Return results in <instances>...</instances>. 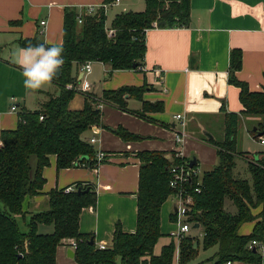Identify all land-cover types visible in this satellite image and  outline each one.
Masks as SVG:
<instances>
[{
  "label": "trees",
  "instance_id": "16d2710c",
  "mask_svg": "<svg viewBox=\"0 0 264 264\" xmlns=\"http://www.w3.org/2000/svg\"><path fill=\"white\" fill-rule=\"evenodd\" d=\"M113 1L103 0L91 12H87L86 7H64L62 41L58 44L63 47L64 64L53 79L58 84L57 94L49 95L36 108L22 106L17 111L15 126L0 128V264H56L57 245L71 244L72 239L77 244L74 259L78 264H222L227 260L261 264L259 245L250 247L249 244L252 239L264 242V151L248 156L246 151L237 148L236 113L226 115L222 136L202 135L215 146L217 162L202 172L200 183H196L195 178L188 181L191 189L198 186L199 190L191 191L193 199L186 210V221L197 222L198 227H202L201 239L186 232L176 243L174 235L170 234L172 237L160 250H154L163 235L161 205L174 192L169 185L170 167L189 160L175 150L169 155L157 149L136 152L139 158L136 227L126 231L116 225L110 243L104 248H99L93 235L80 231L78 226L81 209L95 203L94 182L78 180L51 188L47 192V208H28V200L43 193V167L49 164L50 154H55L58 169L96 166L103 158L98 161L96 150L84 133L101 124L99 104L115 103L128 110L124 95L140 97L143 88L124 85L105 89L102 96H97L77 87L79 82L72 71L73 64L99 60L109 65L108 72L140 67L145 55L147 28L154 22L159 26L189 22V0H145L143 10L116 12L107 27L105 5ZM42 43L36 35L20 40L24 47ZM240 65L241 50L233 48L228 79L240 87L242 110L255 118L250 121L249 130L260 140L264 137L260 134L264 128V84L259 90L249 89L235 74ZM76 92L83 93V104L70 108L69 101ZM148 104L149 108L157 107ZM132 111L144 115L142 111ZM112 130L124 139L140 137L120 125ZM238 155L248 158L250 176L235 172ZM68 186L74 189L66 190ZM78 186L88 189L78 192ZM257 207L259 210L254 212ZM170 218H177L176 210L171 212ZM247 221L253 222L252 229L241 233L239 228ZM39 223L53 224L52 231H38ZM194 241H197L196 246ZM200 247H215V251L210 257L192 263Z\"/></svg>",
  "mask_w": 264,
  "mask_h": 264
},
{
  "label": "crops",
  "instance_id": "0c3cea01",
  "mask_svg": "<svg viewBox=\"0 0 264 264\" xmlns=\"http://www.w3.org/2000/svg\"><path fill=\"white\" fill-rule=\"evenodd\" d=\"M102 1L0 0V128L16 124L17 112L10 110L12 102L19 110L21 102L34 98L36 105L29 108H36L49 95L58 92V84L54 80L40 90L25 89L22 70L10 62L11 50L23 48L20 40L35 35L48 45L60 44L64 7L82 8L99 5ZM112 5H121V0L106 5L107 27L112 19L108 20L107 11ZM123 10L133 9L123 6L117 12ZM41 19L46 20L44 26L40 24ZM233 48L241 50V65L235 72L237 78L245 81L251 90L261 89L264 84V0H189L188 24L153 25L145 30V55L140 67L108 72L107 63L91 60L89 74L93 75L96 64H99L100 69L106 72V77L99 83L89 81L91 86L88 91L102 96L105 89L135 85L143 87L140 97L127 93L124 95L128 110L115 103L101 102V124L86 130L84 136L86 139L95 136L96 140L92 144L96 151L104 152L103 160L94 167L78 165L58 169L55 154H50L49 164L43 167V193L28 200V208H47V192L51 188L78 180L92 181L96 185V200L93 205L81 209L79 230L91 233L96 244H109L118 224L123 230L133 231L137 213V151L157 149L169 155L170 151L179 150L186 158L194 156L203 172L216 164L217 153L215 146L202 135L209 132L216 136L218 131L222 133L219 136H222L228 113L238 115L237 128L242 126L248 130L250 121L255 119L245 115L239 98L240 87L228 79L230 51ZM72 71L79 82L81 64L74 63ZM83 101V93L76 92L69 104L71 108H79ZM147 103L157 107L149 108ZM129 109L142 111L144 115ZM177 113L185 119V135L179 148L174 139V130L181 129L182 118H176ZM118 125L140 137L122 138L112 130ZM255 139L257 141L259 138ZM258 141L262 146L257 151H264V143ZM239 144L241 150L246 151L242 142ZM247 159L243 155L236 156V173L248 172ZM175 207L176 203L170 194L161 205V219L164 210L170 218ZM259 208L253 211L257 212ZM252 226L253 222L247 221L240 226L239 231L248 233ZM52 229L51 223H39L37 227L41 232H50ZM259 250L261 264H264V242ZM55 256L56 264H78L74 259V249L68 243L58 244ZM234 264L254 263L234 261Z\"/></svg>",
  "mask_w": 264,
  "mask_h": 264
},
{
  "label": "built area",
  "instance_id": "2783aa9c",
  "mask_svg": "<svg viewBox=\"0 0 264 264\" xmlns=\"http://www.w3.org/2000/svg\"><path fill=\"white\" fill-rule=\"evenodd\" d=\"M87 8V12L93 11V9L96 7V5H87L85 6ZM106 7V5H105ZM78 21H81V18H78ZM46 23L45 19L40 20L41 26H44ZM154 25H157V22H154ZM110 27V26H109ZM43 30V29H41ZM112 32V29L109 28V33ZM91 60H85L81 63V70H82V75L79 78V87L82 90H88L91 86V83L89 80L86 79V75L89 74L91 71ZM87 84L88 87L85 89L84 85ZM68 86H72L71 84H68ZM13 98V97H12ZM10 110L11 111H18L17 105L12 102L10 105ZM43 116L40 115V118ZM176 118H182L180 123H181V129L174 130V139L177 142V147L179 148V143L182 141L185 135L184 127H185V119L184 116L180 113L175 114ZM96 138L95 136H91L88 138V141L90 143L95 142ZM261 143H264V137L260 139ZM176 154H179V150H175ZM104 156L103 151H96V157L98 161L102 159ZM188 159V158H187ZM189 160H186L185 162H182L180 164H173L170 167V171L172 173V176L169 180V185L174 188V192L171 195H175L177 197V202H176V212H177V218L178 221H180L179 227L176 231L171 232V235H174L176 237H180L181 234L189 232L190 228L192 227V224L188 221H186V210L188 207V204L192 202V193L191 191H198L199 187L194 186L193 189L190 188V185H188V181H191L193 178L196 179V183H200L201 181V176H202V171L197 165L189 166L188 164ZM189 186V187H188ZM74 189L72 186H68L66 190H71ZM76 242L74 239L71 240L70 246L74 249L76 247ZM108 245L107 242H100L97 244L99 248H104ZM253 245H259L261 246V242L252 239L249 246ZM177 256V255H176ZM225 264H234L233 261L227 260Z\"/></svg>",
  "mask_w": 264,
  "mask_h": 264
},
{
  "label": "rangeland",
  "instance_id": "374dc122",
  "mask_svg": "<svg viewBox=\"0 0 264 264\" xmlns=\"http://www.w3.org/2000/svg\"><path fill=\"white\" fill-rule=\"evenodd\" d=\"M144 1L145 0H121V5H112L108 8V11H107L108 20L112 18L113 14L116 13L117 10L122 9L123 6H125L126 9L143 10L145 6ZM98 65L99 64H96V68L94 69L93 75L92 74L86 75V79L89 80L91 83L92 81L94 83H99L100 81L103 80L104 77H106V72L100 69V66ZM21 105L22 106L25 105L26 108H29L30 106L36 105V101L34 98H29L28 102L27 101L25 103L21 102ZM69 107L71 108L70 104H69ZM250 133L251 132L249 128L247 130L241 126L237 129V134H236L237 148L242 149L239 144L240 142H242V145L246 148V153H248L249 155L257 151V148H260V146H262V144H259V141H258L259 139H257L256 141L255 137L250 135ZM221 134H222L221 132H218V131L216 132V136H219ZM237 165L238 166L240 165L239 160L237 161ZM244 173L247 174V176H250L248 172H243L242 175H245ZM172 198L174 199L175 203L178 201L175 195H172ZM232 209H234V206L232 207ZM20 224L21 226H23V223L21 220H20ZM179 224H180V221H178V218L176 219L169 218V214L168 213L166 214V211L164 210L162 214V219H161V231L163 232V235L159 238V240L155 244V248H154L155 252H158L160 250L162 244L168 239V237H172L170 233L173 231H176L179 227ZM189 232L192 235L197 236L199 239H201L202 237V227L200 228L191 227ZM173 238L175 242L178 243L179 238L176 236H174ZM214 251H215V247H210L208 249H204L203 247H200L198 254L195 257V259L192 261V263H195L196 261L210 257ZM176 255H177V251H176Z\"/></svg>",
  "mask_w": 264,
  "mask_h": 264
},
{
  "label": "clouds",
  "instance_id": "9594fccd",
  "mask_svg": "<svg viewBox=\"0 0 264 264\" xmlns=\"http://www.w3.org/2000/svg\"><path fill=\"white\" fill-rule=\"evenodd\" d=\"M63 47L47 43L11 50L9 59L22 70L24 88L36 91L50 84L64 64ZM87 89L88 85H84Z\"/></svg>",
  "mask_w": 264,
  "mask_h": 264
},
{
  "label": "water",
  "instance_id": "95a60500",
  "mask_svg": "<svg viewBox=\"0 0 264 264\" xmlns=\"http://www.w3.org/2000/svg\"><path fill=\"white\" fill-rule=\"evenodd\" d=\"M133 65L136 66V63H133ZM206 133L209 134V135H211V133H209V132H206ZM260 134H264V128L260 131ZM188 164H189V166H193L194 164H196V158L194 156H192L191 158H189ZM87 189H88V187H86L85 189H82L81 186H78L77 187V191L78 192L84 191V190H87ZM175 209H176V207H175ZM198 226H199V224L197 222H195V223L192 224V227H198ZM92 241H93V239L91 238L90 239V242H92ZM196 245H197V241H194V246H196Z\"/></svg>",
  "mask_w": 264,
  "mask_h": 264
}]
</instances>
